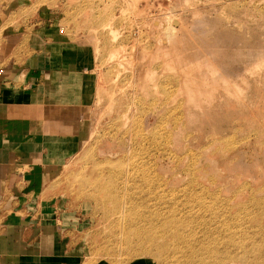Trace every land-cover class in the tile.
Masks as SVG:
<instances>
[{
    "label": "rangeland",
    "instance_id": "obj_1",
    "mask_svg": "<svg viewBox=\"0 0 264 264\" xmlns=\"http://www.w3.org/2000/svg\"><path fill=\"white\" fill-rule=\"evenodd\" d=\"M172 17L181 27L170 37L153 25ZM3 27L71 41L92 62L93 94L81 130L85 142L69 163L57 166L44 188L61 210H73L69 218L81 219L73 242L82 247L83 264H151L155 255L160 258L155 250L154 257L138 253L143 244L130 232L129 244L121 241L127 224L110 219L112 203L95 206L91 195L108 193L100 185L113 166L123 171L121 177H139L143 170L150 193L162 195L147 201L160 223L169 219L170 207L184 206L192 179L207 205L228 204L235 207L232 213L250 195L264 199V0H0ZM164 35L166 59L155 57L154 46ZM145 67L152 78L140 89ZM177 89L184 92L178 107L170 98ZM152 114V124L144 128L143 119ZM130 188V182L121 186L120 194ZM128 202L117 207L114 220ZM250 222L244 223L247 229ZM195 231L200 238L201 230Z\"/></svg>",
    "mask_w": 264,
    "mask_h": 264
},
{
    "label": "crops",
    "instance_id": "obj_2",
    "mask_svg": "<svg viewBox=\"0 0 264 264\" xmlns=\"http://www.w3.org/2000/svg\"><path fill=\"white\" fill-rule=\"evenodd\" d=\"M0 35V264H83L81 219L44 188L85 142L92 62L71 41Z\"/></svg>",
    "mask_w": 264,
    "mask_h": 264
},
{
    "label": "bare ground",
    "instance_id": "obj_3",
    "mask_svg": "<svg viewBox=\"0 0 264 264\" xmlns=\"http://www.w3.org/2000/svg\"><path fill=\"white\" fill-rule=\"evenodd\" d=\"M153 21V25H156L155 28H160L162 32L164 30L166 36L169 37L175 34L176 31L179 30L178 28L181 27V21L177 19V17L165 18L163 21ZM112 35L115 37L114 34ZM152 38L154 39V36ZM166 40L167 37L166 39L162 37L155 38L154 46L155 49H157L156 56L153 54L155 57L159 56L158 58H160L163 56L162 53H164L163 50L164 45H166ZM169 41H167V43ZM171 51L172 49L170 52ZM116 53V50H114L110 53V56H114ZM168 53L169 52H167L165 56L168 55ZM174 53L175 52H173V54ZM176 55L174 54L175 57ZM174 56L170 57L174 58ZM166 57H169V55ZM166 57L164 58L163 56L162 58L166 59ZM168 66L170 65L168 64ZM147 71L148 68L146 71L142 72L143 74H140L141 77L138 79L140 80V89H145L146 86H143L144 83L152 78L145 74ZM223 81H226L228 84L229 80L224 79ZM179 82L180 84L182 83V81ZM226 83L224 82L223 84ZM234 88L236 90L239 89L237 85L234 86ZM224 91H226V89ZM175 92L176 95L173 97L170 96V98L178 107L179 104L183 103V97H180L184 92L182 89H177ZM168 97L169 95H167V98ZM161 105L164 106L163 103H161ZM162 106H160V108H163ZM154 118L155 116L153 114L145 117L142 122L143 127L146 128L150 126ZM182 129L181 127L178 128L176 133H181ZM175 142L180 144L182 139L175 137ZM258 144L260 145L259 142ZM70 160L71 158L66 161L69 163ZM90 163L93 168H99L98 161L95 159H92ZM110 171L111 176L109 179L104 182L103 185H100V188L105 189L108 193H106L104 197L99 194L90 195L95 200V206L104 207L106 202L112 203L113 211L110 213L109 217L112 221L117 222V226H124L127 224V230L123 229L120 235V239L125 245L129 244L128 233L130 232L131 235L141 240L143 244L136 248L138 253H150L152 257H154L153 250L160 253V258H157L155 255L153 260H151V264H226L224 263L225 260L229 261L231 264H264V199L252 197L250 195L246 202L236 205L240 206V210L236 213H232L231 210L235 207H230L228 204L210 203V205H207V203L200 198V195L195 192V189L192 188L196 180L192 179L186 188L184 193L185 197L183 198V201L188 203V205L184 203V206L179 209L170 207L165 212L169 219L160 223L155 218L157 214L156 210L149 205L147 201H150L152 198L161 200L162 195H152L150 193V188L146 186L147 181L145 180L143 170L139 177H134L133 175L121 177L123 171L114 168V166ZM193 172L199 179L203 175V173L199 172V177L196 170H193ZM78 174H81V171ZM94 177H96V175H94ZM129 182L131 185L130 190L127 193L120 194L121 186H128ZM139 192L143 193L140 200L134 197V194ZM230 199L233 200V197ZM124 200L129 201V205L126 211H121L117 219L114 220L115 211L118 206H121ZM194 207L198 208V210H193ZM139 208L141 209L140 211ZM238 217L239 219H236ZM140 221H142V225H140ZM245 222L251 223V225L248 226L249 229L246 228L247 226H244ZM162 225L166 226L163 227ZM196 228L201 230L200 238L196 237ZM165 236L167 240L158 243V240ZM170 244H172V248L175 250L174 252L171 251ZM183 246L186 247V250L183 249ZM196 254L201 255V257L194 258ZM162 255H164V258L161 257ZM250 255H253L254 258L249 259Z\"/></svg>",
    "mask_w": 264,
    "mask_h": 264
}]
</instances>
